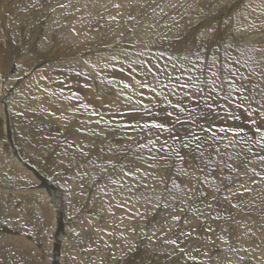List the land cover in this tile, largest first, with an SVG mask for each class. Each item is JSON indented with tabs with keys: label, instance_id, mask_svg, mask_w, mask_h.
<instances>
[{
	"label": "rangeland",
	"instance_id": "374dc122",
	"mask_svg": "<svg viewBox=\"0 0 264 264\" xmlns=\"http://www.w3.org/2000/svg\"><path fill=\"white\" fill-rule=\"evenodd\" d=\"M117 4L120 5L119 8L115 7ZM56 11L63 12L62 16H56ZM51 20L53 25H50ZM68 23L82 31L85 41L54 44L57 43L59 34H65ZM31 42L36 44L32 49L40 54V58L46 56V53H52L51 59L44 61L37 57L33 64L26 62L24 70L15 72L21 58L28 54L30 44H33ZM52 45L56 46L52 48ZM120 48L125 51H120ZM107 49L116 50L121 56L119 61L112 64L111 61L104 60L105 65L99 67L98 75L91 73L92 79L89 80L94 82V89H90L89 81L78 85L64 83L65 77L48 82L45 73L38 72L50 63L61 61L62 58H66L65 61L68 62L71 60L69 57L77 58L83 53H88V57L103 59ZM36 74H39L37 79ZM67 74L83 78L79 71ZM4 79L8 85L2 82ZM0 86L1 91L4 90L3 86H7L11 97L15 91H18L17 97H20V100L15 99L8 107L4 120L6 126H3L0 119V138L4 137L2 134L6 131L5 138L8 139L4 142V148H0V177L1 180L10 179L13 184V190L9 193L10 189L6 191L5 188H0V264H264V182L259 177L254 182L250 180L242 174L243 170L237 164L239 159L252 156L253 153L264 155V151L256 143L260 137L254 135L258 126L264 131V0H0ZM39 90L42 92L38 93ZM43 93L54 97L56 109L59 105L65 110L67 108L68 114L65 111L61 114L62 118L55 116V121H60L64 127L60 123L57 127L52 124V111H41L49 98H41ZM106 97L112 98V105L113 102L115 107L117 104V109L110 108L109 113L103 111L106 108ZM147 97L148 101L145 102ZM92 100L96 101L97 108L90 103ZM83 110L91 111L93 115L83 116L80 113ZM169 113L172 115L169 116ZM43 115L52 120L48 122ZM69 117L74 121L78 118L80 123L85 118L91 121L97 118L99 126L94 127L96 131L89 126L85 131L83 127L81 130L77 129L79 136L84 135L88 139L85 143L79 141L78 146L74 143L75 140L67 138V134L71 135L75 130V126L66 122ZM95 124L96 121L91 125ZM157 124L162 127H153ZM17 127L32 128L29 131L26 129L27 132L38 135L37 144L28 146L32 151L37 148L38 152L30 155L36 157L41 151L44 156H37L34 166L41 176L56 183L57 194L51 193L49 201L52 200L51 195L57 196L54 199L55 205L62 210V215L55 214L46 223L43 218L35 217L41 212L50 214L48 207L37 209L36 206L41 204L38 199L33 210H29V206L18 210L10 208L11 204H8L11 198L22 201V196L18 193L23 189L22 192H31L32 187L37 185L20 177L13 181L11 171L3 169L15 152L22 160L29 157L23 149L25 139ZM11 130L15 132L12 137L9 136ZM90 131H94V138L88 135ZM193 133L200 140L194 139ZM120 146L126 150L114 154V150ZM65 148L71 157L74 155V148L83 151L81 155H76L78 160H68L65 165L61 162V168L56 170L55 167H59L56 161L63 158ZM216 148L219 152H215ZM88 149L96 150L101 155ZM181 156H184L185 162L181 160ZM127 157L128 164L120 172L117 166L125 162ZM252 158L253 163L249 168L264 174V165L256 161L254 156ZM93 160L96 161V167L90 171L83 170L79 164H91ZM226 164H232L241 175L227 167L223 171L221 166ZM72 179L79 180V184ZM244 183L249 188L248 192H243L240 187ZM74 186L79 189L76 190ZM161 188L166 190V201L172 203L173 207L162 204L154 212L152 205L140 204L143 199L151 200ZM45 193L48 195V192ZM136 194L139 196V203L132 197ZM95 198L97 203H101L100 208L95 207ZM72 199L76 201L74 204ZM30 201L28 196L23 199L25 205ZM129 201L132 205L136 204L128 206ZM235 204L238 205L233 208ZM140 205L142 208L139 209ZM100 209L110 216V221L105 222L107 227H103L94 218ZM28 211L29 216L26 213ZM52 211L55 212L54 209ZM24 212L27 221L22 218ZM139 213L144 219L138 217ZM229 213H232L231 216ZM167 214H170L169 218ZM134 223L136 229H133ZM118 227H121L120 230ZM101 235L102 239L99 237ZM16 239L26 243L22 244V251H12ZM170 239L176 240V244L169 243ZM96 244L98 245L95 246ZM224 250L225 257L222 258ZM116 254L118 257H115Z\"/></svg>",
	"mask_w": 264,
	"mask_h": 264
},
{
	"label": "bare ground",
	"instance_id": "6f19581e",
	"mask_svg": "<svg viewBox=\"0 0 264 264\" xmlns=\"http://www.w3.org/2000/svg\"><path fill=\"white\" fill-rule=\"evenodd\" d=\"M5 7V6H4ZM247 10V9H246ZM62 13L63 12H57L56 11V16H58V15H60V16H62ZM3 16V15H2ZM37 18V17H36ZM74 19V18H73ZM20 21V20H19ZM51 23H50V25L52 24H54L53 23V20H51L50 21ZM5 23V22H4ZM8 23V22H7ZM72 23H73V21H72ZM72 23H68L67 24V27H66V29H65V34H59L60 36H59V39H58V41H57V43H54V44H59L60 42H75V43H81V42H83V40L85 39V37H84V35H83V33H82V31L81 30H77L78 28H76L75 27V25H72ZM74 23H76V21L74 22ZM23 25V24H22ZM50 25H49V23H48V29L51 31L52 29H50ZM78 25V24H77ZM79 26V25H78ZM53 28H54V26H53ZM70 28H71V30H70ZM75 30H77V31H75ZM220 30V29H219ZM207 31V30H206ZM53 32V31H52ZM87 33V32H86ZM38 36V35H37ZM53 37V36H52ZM212 37V36H211ZM56 38H58V37H56ZM35 38H33V40H34ZM50 39H51V37H50ZM55 39V38H54ZM129 40V39H128ZM85 41V40H84ZM203 41V40H202ZM52 42H53V40H52ZM51 42V43H52ZM252 42V41H251ZM31 43H33V42H31ZM43 44V43H42ZM31 45V48H29L28 50H29V52H27L26 54L27 55H25L23 58H21V62H19V64H17L16 65V67H15V72H21L22 70H24L26 67H25V63L27 62V64H29V63H32L33 64V62L34 61H36V58L37 57H39L40 58V54L37 52V51H35L34 49H32L33 48V46L34 45H36V44H30ZM30 45H29V47H30ZM42 46V45H41ZM53 47L52 48H54V46H56V45H52ZM256 45H253V47H255ZM39 47V46H38ZM58 47V46H57ZM83 47V46H82ZM140 47H141V45H140ZM258 47V46H257ZM42 48V47H41ZM256 48V47H255ZM60 49V48H59ZM85 49H86V47H85ZM121 49V48H120ZM39 50H40V47H39ZM119 50V49H118ZM117 50V51H118ZM254 50V49H253ZM83 51V50H82ZM120 51H125L124 49L122 50H120ZM244 51H245V49H244ZM249 51V50H248ZM41 52V51H40ZM101 52V51H100ZM42 53V52H41ZM72 53V52H71ZM76 53V52H75ZM79 53H80V51H79ZM124 53V52H123ZM143 53V52H142ZM249 53V52H248ZM62 54V53H61ZM73 54V53H72ZM127 54V53H126ZM39 55V56H38ZM42 55H43V53H42ZM52 55V53H46V56L44 55V56H42L40 59H43L44 61L45 60H48L49 58L51 59V56ZM71 55V54H70ZM104 57H103V59H101V58H95V57H88V53H83V54H81L79 57H77V58H75V57H73V58H71V57H69V59H71L70 61H65L66 60V58H62V59H60L61 61H58V62H53V63H50V64H48L47 66H44V67H42V70H40V71H38L39 72V74H42L41 73V71L43 72V74L45 73V76L47 77L46 79H47V81L48 82H50V81H55L56 79H59L60 77H65V80H64V83L65 82H67V83H71V84H73V85H78L80 82H86V81H89V83H90V89H94V85L92 84V83H94L92 80H89V79H92V77H91V73H93V74H96V75H98L97 74V72H99V67L100 66H102V67H104V60H106V61H111V64L112 63H114V62H116V61H119V59H120V56H121V53L119 52V54L116 52V50H112V49H110V50H108L107 49V51H104ZM226 55V54H225ZM66 56H69V54H66ZM129 56V55H128ZM248 56V55H247ZM123 59H125L124 57H123ZM127 59V58H126ZM232 59V58H231ZM39 60V59H38ZM122 61V60H121ZM124 61V60H123ZM218 61V60H217ZM50 62V61H49ZM42 63V62H41ZM107 63V62H106ZM34 66V65H33ZM40 66V65H39ZM228 66V65H227ZM11 67V66H10ZM105 67H107V66H105ZM221 67H222V65H221ZM229 67V66H228ZM37 68V67H36ZM35 69V68H34ZM101 69V68H100ZM98 70V71H97ZM104 70V69H103ZM58 71V72H57ZM81 72V75H82V77L83 78H77V77H74V76H72L71 74H67V73H75V72ZM101 72V71H100ZM39 74H36V76H35V79H37V77L39 78ZM101 74V73H100ZM10 75V74H9ZM101 76V75H100ZM108 77V76H107ZM41 79V78H40ZM60 80V79H59ZM103 79H101V81H102ZM40 81V80H39ZM99 81V80H98ZM107 81V80H106ZM131 81V80H130ZM4 84H6V85H8V83L6 82V79H4L3 81H2ZM114 82V81H113ZM39 83V82H38ZM43 83V82H42ZM115 83V82H114ZM44 84H47V83H45V81H44ZM87 84V83H86ZM103 84H104V82H103ZM111 84H112V82H111ZM99 85V84H98ZM110 85V84H109ZM13 86H14V84H13ZM107 86V85H106ZM227 85H225V87H226ZM230 86H231V84H230ZM1 87V86H0ZM7 86H3V88H4V90H2L1 91V88H0V119H2V124H3V126L5 125V123H4V120H5V117L7 116V110H8V107L10 106V103L11 102H13L15 99L17 100H20V97L18 96L17 97V95H18V91H15V92H12V94H14L13 95V97H11L10 96V94L7 92V91H9L8 90V88H6ZM105 87V86H104ZM115 87V86H114ZM2 88V89H3ZM99 88H100V86H99ZM261 88V87H260ZM14 90V89H13ZM125 90H127V89H125ZM263 91V90H262ZM40 92H42V91H38V93H40ZM101 92V91H100ZM242 92V91H241ZM37 93V92H36ZM93 93V92H92ZM130 93V92H129ZM42 94V93H41ZM44 95H43V97H41V98H43V99H47V97H49V95L47 94V93H43ZM135 94V93H134ZM46 95H48V96H46ZM124 95V94H123ZM220 95V94H219ZM133 96V95H132ZM216 96V95H215ZM128 97V96H127ZM126 97V98H127ZM221 97V96H220ZM264 97V96H263ZM22 98V97H21ZM49 98H51V99H49ZM48 98V100L46 101L47 103H45L44 105H43V107H42V109H41V111H44V112H50V111H52L53 113V115H54V119L52 120V119H50L51 117H49V116H46V115H43V117L48 121V122H50V120H52V124L54 125V124H56V127H57V124H59L60 123V121H55V118L56 117H58V116H61V118H62V116L63 115H61V114H63V113H65V111H66V113L65 114H68V111H67V108H66V110H65V108H63V107H61V105H59V107L56 109L55 108V104H53L54 102V97L52 96V97H49ZM91 98V97H90ZM121 98V97H120ZM144 98V97H143ZM219 98V97H218ZM223 97H221V99H222ZM227 98V97H226ZM225 98V99H226ZM59 99V98H58ZM112 99V98H111ZM110 98H108V97H106L105 98V100H104V103H105V105H106V108H104L103 109V111L106 113H109L110 111H108L110 108H116L117 109V104H116V107H115V105H114V102H113V105H112V100H111ZM260 100V99H259ZM22 101V103L24 102V99L23 100H21ZM21 101H17L18 103H21ZM145 102H147L148 101V97H147V100H144ZM96 101L95 100H92V101H90V103L92 104V105H94L93 107L94 108H97V106H96V103H95ZM128 102H129V100H128ZM57 103H58V101H57ZM141 103V102H140ZM220 103V102H219ZM126 104H130V103H126ZM227 104V103H226ZM112 105V106H111ZM255 105V104H254ZM178 106V105H177ZM247 106V105H246ZM245 106V107H246ZM69 107V106H68ZM85 107H88V105H85ZM256 108V107H255ZM260 108V107H259ZM259 108H257V109H259ZM11 109V108H10ZM181 109V108H180ZM249 109H250V107H249ZM176 110V109H175ZM111 111H112V109H111ZM236 111V110H235ZM241 111V110H240ZM264 111V110H263ZM156 112V111H155ZM214 112V111H213ZM250 112V111H249ZM254 112H256V111H254ZM261 112V111H260ZM80 113H82L83 114V116H90V115H93V113L91 112V111H87V110H83V111H80ZM159 113V112H158ZM256 113H258V112H256ZM154 114V113H153ZM217 114V113H216ZM239 114V113H238ZM264 114V113H263ZM121 115V114H120ZM119 115V116H120ZM232 115V114H231ZM252 115V114H251ZM56 116V117H55ZM217 116V115H216ZM229 116V115H228ZM244 116V115H243ZM257 116H258V114H257ZM121 118V117H120ZM155 118V117H154ZM245 118V117H244ZM68 119V121H66V122H69V124H72L73 126H75V130H73L72 131V133H71V135L69 134H67V138L68 139H71L72 141L73 140H75L74 141V143H77L78 144V142L80 141V142H82V143H85V141H88V139L84 136V135H78V133H77V129H80V128H82L84 131L86 130V128L89 126V127H91V130L93 129V130H95L94 129V127L95 126H99V121L97 120V118H94L93 120L94 121H91L90 119H88V118H85V120H83V121H81V123H80V121H77V120H79L78 118H75V121L71 118V117H69V118H67ZM119 119V118H118ZM251 119H252V117H251ZM11 120V119H10ZM238 120V119H237ZM96 121V124L94 125V126H92L91 124H93L94 122ZM254 121V120H253ZM13 122V121H12ZM262 122V121H261ZM124 123L126 124V121H124ZM147 123V122H146ZM161 123V122H160ZM258 123V122H257ZM256 123V124H257ZM14 124V123H13ZM18 123H16V125H17ZM61 124V123H60ZM155 124V123H154ZM214 124V123H213ZM239 124V123H238ZM237 124V125H238ZM242 124V123H241ZM255 124V123H254ZM7 125V124H6ZM5 125V126H6ZM259 125V124H258ZM60 126H65V125H63V124H61ZM72 126V127H73ZM239 127H240V124L238 125ZM245 126V125H244ZM70 127V126H69ZM248 127V126H247ZM21 128V127H20ZM18 128L17 127V129L21 132V134H23L22 136L24 137V139L26 140H24L23 142V144L25 145L24 147H23V149L24 150H26L27 151V155L26 156H29V157H25V158H23V160H22V158H20L18 155H16V152H15V154H14V157L13 158H11V160L9 159V162L8 163H6L5 165H4V167H3V169H5V170H7V171H11V176H13L14 177V179H13V181L14 180H18V178L20 177V178H23V179H27V180H29V181H32V182H34V183H36L37 185H35V186H33L32 187V191L31 192H22V191H20V193H18V195L19 196H22V201L18 198V199H13V198H11V200L9 201V203L8 204H11V206H10V208H15V209H18V210H23L26 206H29V210H33L34 209V204L36 203V200L38 199V202L39 203H41L39 206H36L37 207V209H42V208H44V207H48V211L50 212V214H44V213H38V215L36 216L35 215V217L37 218L38 216V218H43L44 219V221H45V223L46 222H49L51 219H52V216L54 217V215L55 214H59L60 216L62 215V210L61 209H58V207H56V205H55V202L56 201H54V199L57 197V196H55V195H51V199L52 200H50L49 201V197H50V194L51 193H55L56 192V194H57V189H56V187H55V185H56V183L55 184H53L52 182H50V180L49 179H47V178H45V177H43V176H41L39 173H38V169H37V167H35L34 165H36L35 163V159H36V157L38 156H44V152L42 153L41 151H39V153H37L36 155V157H34L33 155H30V154H33V153H36L35 151H37L38 152V149L36 148V150H34V151H32L31 150V148H29L28 146H29V144H33V145H35V144H37L36 142L38 141L37 139H38V135L37 134H34V133H29V132H27V130L29 131V130H31L30 128L29 129H27V128ZM55 128V127H54ZM253 129H254V127H252ZM263 128V127H262ZM27 129V130H26ZM250 129V128H249ZM4 130H5V128H4ZM49 130V129H48ZM61 130V129H60ZM81 130V129H80ZM241 130V129H240ZM263 130V129H262ZM62 131V130H61ZM75 131H76V133H75ZM96 131V130H95ZM117 131V130H116ZM128 131V130H127ZM66 132V129H64V133ZM126 132V131H125ZM129 132V131H128ZM169 132V131H168ZM12 133H14L15 134V132H13L12 130L11 131H9V136H11L12 137ZM82 133V132H81ZM152 133V132H151ZM220 134V133H219ZM4 137L3 138H0V148L2 149V148H4V142L6 143L7 141H8V139H6L5 137L7 136V133H6V131L2 134ZM74 135V136H73ZM88 135L89 136H95V134H94V131H90V133H88ZM156 135V134H155ZM180 135V134H179ZM255 135V134H254ZM254 135H253V137H254ZM159 136V135H158ZM175 136V135H174ZM11 137H10V139H11ZM255 137H256V135H255ZM254 137V138H255ZM258 137V136H257ZM94 138V137H93ZM152 138V137H151ZM150 138V139H151ZM252 138V137H251ZM251 138L249 139V141L251 140ZM5 139V140H4ZM59 139V138H58ZM240 139H242V138H240ZM239 139V140H240ZM7 140V141H6ZM105 140V139H104ZM231 140V139H230ZM90 141H91V139H90ZM97 141V140H96ZM257 141V140H256ZM42 142V141H41ZM44 142V141H43ZM68 142V141H67ZM117 142V141H116ZM11 143V142H10ZM46 143V142H45ZM44 143V144H45ZM91 143V142H90ZM121 143V142H120ZM127 143V142H126ZM125 143V144H126ZM214 143V142H213ZM218 143V142H217ZM20 144V143H19ZM64 144V143H63ZM67 144H69V143H67ZM71 144V143H70ZM96 144V143H95ZM117 144V143H116ZM115 144V145H116ZM12 145H14V144H12ZM43 145V144H42ZM73 145V144H72ZM85 145V144H84ZM22 146V145H21ZM49 146V145H48ZM51 146V145H50ZM49 146V147H50ZM78 146H80L79 144H78ZM82 146V145H81ZM221 146V145H220ZM20 147V146H19ZM72 147V146H71ZM85 147H87V146H85ZM90 147V146H89ZM124 147V146H123ZM136 147V146H135ZM14 148V147H13ZM21 148V147H20ZM45 148V147H44ZM98 148V147H97ZM96 148V149H97ZM125 148V147H124ZM124 148H122V146H120V147H117L115 150H114V154H118V153H122V151L124 152L125 150H126V148L124 149ZM170 148V147H169ZM0 149V150H1ZM40 149V148H39ZM67 148H65L64 149V151L62 152L63 153V158L60 160H57L56 162H57V164L59 165V167L57 168V166L55 167L56 168V170L57 169H59V168H61V162L62 163H64V165H65V162H67L68 160H78L76 157L78 156V154L79 155H81L82 154V151L83 150H81L80 148H74V150L72 151V154H74L72 157L70 156V154H68V150H66ZM92 149V148H91ZM106 149V148H105ZM207 149V148H206ZM205 149V150H206ZM47 150V149H46ZM76 150V151H75ZM87 150V149H86ZM89 150V149H88ZM224 150V149H223ZM90 151V150H89ZM208 151V150H207ZM210 151V150H209ZM221 151V150H220ZM227 151H228V149H227ZM41 152V153H40ZM49 152V151H48ZM90 152H94V153H96V154H99V155H101L100 154V152H98V151H90ZM131 152V151H130ZM216 152V151H215ZM226 152V151H225ZM92 153H90V154H92ZM126 153H127V151H126ZM204 153V152H203ZM214 153V152H213ZM221 153V152H220ZM233 153V152H232ZM205 154V153H204ZM216 154V153H215ZM62 155V154H61ZM77 155V156H76ZM120 155V154H119ZM124 155V154H123ZM130 155V154H129ZM133 155V154H132ZM239 155V154H238ZM83 156V155H82ZM133 156H135V155H133ZM159 156V155H158ZM176 156V155H175ZM101 157V156H100ZM121 157V156H120ZM130 157V156H129ZM132 157V156H131ZM137 157V156H136ZM167 157V156H166ZM173 157V156H172ZM184 157V156H183ZM218 157V156H217ZM239 157V156H238ZM139 158H140V156H139ZM138 158V159H139ZM177 158V157H176ZM48 159V158H47ZM98 159V158H97ZM128 157H127V159L125 160V162H121L120 164H118V166H117V168L119 169V171L120 172H122V170H124L125 168H126V166L125 165H127L128 163H126L127 161H128ZM175 159V158H174ZM26 160H27V163H26ZM84 160H85V158H84ZM83 160V161H84ZM89 160V159H88ZM96 160V159H95ZM95 160H93V162L91 163V164H84L82 161V163H79L80 165H81V167H82V169L83 170H87V171H90V170H92L94 167H96V161ZM133 160V159H132ZM131 160V161H132ZM136 160V159H135ZM100 161V160H99ZM173 161V160H172ZM184 161V160H183ZM183 161H182V163H183ZM257 161V160H256ZM3 162V161H2ZM73 162H75V161H73ZM73 162H71V163H73ZM119 162V161H118ZM144 162V161H143ZM179 162V161H178ZM185 162V161H184ZM209 162V161H208ZM71 163H69V164H71ZM132 163V162H131ZM173 163V162H172ZM175 163V162H174ZM173 163V164H174ZM180 163V162H179ZM220 163V162H219ZM1 164V163H0ZM4 164V163H3ZM83 164V165H82ZM137 164V163H136ZM147 164V163H146ZM158 164V163H157ZM170 164V163H169ZM181 164V163H180ZM184 164V163H183ZM221 164H222V162H221ZM238 164V163H237ZM135 165V164H134ZM72 166V165H71ZM141 166H144V165H141ZM157 166V165H156ZM161 166H163V164L162 165H160V167ZM171 166H172V164H171ZM174 166H176V165H174ZM181 166V165H180ZM198 166V165H197ZM215 166V165H214ZM73 168H78L77 166H72ZM101 167V166H100ZM159 167V166H158ZM130 168V167H129ZM132 168V167H131ZM182 168H184V167H182ZM204 168V167H203ZM0 169H1V167H0ZM146 169H148V168H146ZM164 169V168H163ZM174 169V168H173ZM186 169V168H185ZM199 169V168H198ZM215 169V168H214ZM221 169L223 170V171H225L226 170V167L225 166H221ZM115 170V169H114ZM130 170H132V169H130ZM134 170H135V168H134ZM151 170V169H150ZM167 170V169H166ZM175 170V169H174ZM177 170V169H176ZM184 170V169H183ZM210 170V169H209ZM126 171H127V169H126ZM133 171V170H132ZM163 171V170H162ZM162 171H161V173H162ZM172 171V170H171ZM180 171H181V169H180ZM200 171V170H199ZM201 171H202V169H201ZM200 171V172H201ZM125 172V171H124ZM140 172V171H139ZM144 172H145V170H144ZM174 172V171H173ZM182 172V171H181ZM5 173V172H4ZM115 173H117L116 171H115ZM138 173V172H137ZM137 173H135L136 175H137ZM160 173V172H159ZM164 173V172H163ZM180 173V172H179ZM217 173V172H216ZM123 174V173H122ZM125 174V173H124ZM133 174V173H132ZM154 174V173H153ZM176 174H177V172H176ZM194 174V173H193ZM219 174V173H218ZM225 174V173H224ZM129 175V174H128ZM157 175V174H156ZM186 175V174H185ZM125 176V175H124ZM145 176V175H144ZM191 176V175H190ZM194 176V175H193ZM202 176V175H201ZM126 177V176H125ZM124 177V178H125ZM134 177V176H133ZM132 177V178H133ZM162 177V176H161ZM172 177V176H171ZM177 177V176H176ZM175 177V178H176ZM223 177V176H222ZM4 178V177H3ZM10 178V177H9ZM34 178V179H33ZM167 178V177H166ZM169 178H170V176H169ZM168 178V179H169ZM179 178V177H178ZM181 178H183V177H181ZM185 178V177H184ZM2 179V177H0V188H5V190L7 191V189H10V191L8 190V193L9 192H11V190H13V188L11 189V187H12V183H11V181H10V179L9 180H1ZM5 179H6V177H5ZM126 179H127V177H126ZM136 179V178H135ZM185 179H187V178H185ZM185 179H184V182L185 183H187L186 181H185ZM137 180V179H136ZM136 180H134V181H136ZM150 180V179H149ZM169 180H171V179H169ZM72 181L73 182H75V183H78L79 184V180H76V179H72ZM128 181V180H127ZM138 181V180H137ZM136 181V182H137ZM187 181H188V179H187ZM191 181V180H190ZM205 181V180H204ZM213 181V180H212ZM255 181V180H254ZM131 182V181H130ZM154 182V181H153ZM193 182V181H192ZM219 182V181H218ZM260 182H262V181H260ZM264 182V181H263ZM14 183V182H13ZM42 183V184H41ZM70 183V182H69ZM88 183V182H87ZM90 183V182H89ZM151 183H152V181H151ZM151 183H150V185H151ZM172 183V182H171ZM181 183V182H180ZM217 183V182H216ZM15 184V183H14ZM124 184V183H123ZM143 184H145V183H143ZM142 184V185H143ZM158 184V183H157ZM162 184V183H161ZM167 184V183H166ZM176 184V183H175ZM177 184H179V183H177ZM176 184V185H177ZM193 184V183H192ZM196 184V183H195ZM202 184V183H201ZM245 184V183H244ZM70 185V184H69ZM73 185V184H72ZM75 185V184H74ZM81 185L82 184H80V186L79 187H81ZM90 185V184H89ZM132 185V184H131ZM130 185V186H131ZM137 185V184H136ZM153 185V184H152ZM159 185V184H158ZM182 185V184H181ZM180 185V186H181ZM188 185V184H187ZM249 185H251V184H249ZM144 186V185H143ZM179 186V185H178ZM193 186V185H192ZM195 186H197V185H195ZM201 186V185H200ZM218 186V185H217ZM260 186V185H259ZM74 187H76V190L77 189H79V188H77V186H74ZM74 187L72 188V189H74ZM118 187V186H117ZM121 187V186H120ZM148 187V186H147ZM151 187V186H150ZM156 187H158V186H156ZM161 187V186H160ZM186 187V186H185ZM202 187V186H201ZM234 187V186H233ZM250 187V186H249ZM69 188H70V186H69ZM116 188V187H115ZM130 188V187H129ZM144 188H145V186H144ZM163 188V187H162ZM159 189L157 192H155V194H154V196L151 198V200H145V199H143V201H141L142 203H140V204H145V205H152V210L154 211H156L158 208H159V206L160 205H169L170 207H173V204L172 203H168L167 201V198H165V189ZM206 188V187H205ZM214 188V187H213ZM264 188V187H263ZM71 189V190H72ZM172 189V188H171ZM178 189V188H177ZM201 189V188H200ZM251 189H253V187L251 188ZM114 190V189H113ZM203 190H204V187H203ZM206 190H207V188H206ZM254 190V189H253ZM174 191V190H173ZM208 191V190H207ZM225 191V190H224ZM236 191H237V188H236ZM14 192H16V191H14ZM45 192H48V195L45 193ZM59 192V191H58ZM124 192V191H123ZM168 192V191H167ZM183 192V191H182ZM210 192V191H209ZM251 192V191H250ZM255 192V191H254ZM150 193V192H149ZM169 193V192H168ZM171 193V192H170ZM193 193V192H192ZM230 193V192H229ZM15 193H12V195H14ZM75 194V193H74ZM89 194H91V193H89ZM134 194V193H133ZM180 194H181V192H180ZM179 194V195H180ZM194 194V193H193ZM203 194V193H202ZM211 194V193H210ZM223 194V193H222ZM231 194H233V193H231ZM88 195V194H87ZM118 195V194H117ZM152 195V194H151ZM156 195V196H155ZM190 195V194H189ZM192 195V194H191ZM209 195V194H208ZM235 195V194H234ZM249 195V194H248ZM252 195V194H251ZM26 196H28V199L30 198L31 199V201H33V202H28L26 205L24 204V202H23V199L24 198H26ZM54 196V197H53ZM94 196H96V195H94ZM93 196V197H94ZM116 196V195H115ZM119 196V195H118ZM172 196V195H171ZM212 196V195H211ZM247 196V195H246ZM12 197V196H11ZM84 197V196H83ZM130 197V196H129ZM132 197H134V198H136L135 200H137V202H138V197L139 196H137V194L134 196H132ZM199 197V196H198ZM213 197V196H212ZM212 197L210 198V199H212ZM225 197V196H224ZM237 197V196H236ZM236 197H234L235 199H236ZM249 197H250V195H249ZM260 197H261V194H260ZM17 198V197H16ZM61 198H62V196H61ZM97 198V197H96ZM94 199V204H95V207L97 206V208L99 207L100 208V206H99V204H101V203H97L96 202V200L97 199ZM134 198H132V200L134 199ZM165 198V199H164ZM169 199H170V197H168ZM58 199V198H57ZM87 199V198H86ZM103 199V198H102ZM124 199H126L125 197H124ZM131 199V198H130ZM140 199H142V198H140ZM209 199V198H208ZM220 199V198H219ZM248 199V198H247ZM85 200V199H84ZM88 200V199H87ZM121 200V199H120ZM167 200V201H166ZM171 200V199H170ZM180 199H178V201H179ZM227 200V199H226ZM233 200V199H232ZM51 201H52V203H51ZM72 201V203L74 204L76 201L74 200V199H72L71 200ZM98 201H99V199H98ZM103 201V200H102ZM186 201H187V199H186ZM230 201V200H229ZM246 201V200H245ZM91 203H92V201H90ZM128 202V201H127ZM130 202V201H129ZM132 202H134V201H132ZM136 202V201H135ZM172 202V201H171ZM177 202V201H176ZM179 202H181V201H179ZM190 202L191 201H189V204H190ZM198 202V201H197ZM26 203V202H25ZM131 203V202H130ZM130 203H127L128 204V206H131V207H133V205L134 204H136V203H134L133 205H132V203L130 204ZM139 203V202H138ZM194 203V202H193ZM199 203V202H198ZM197 203V204H198ZM218 203V202H217ZM85 204V203H84ZM172 204V205H171ZM183 204V203H182ZM192 204V203H191ZM190 204V205H191ZM200 204V203H199ZM211 204V203H210ZM230 204V203H229ZM88 205H89V201H88ZM87 205V207H89ZM193 205V204H192ZM202 205V204H201ZM235 205H238V204H235ZM241 205H243V204H241ZM71 206V205H70ZM105 206V205H104ZM107 206V205H106ZM141 207H139V209L140 208H142V205H140ZM203 206V205H202ZM213 206V205H212ZM215 206V205H214ZM216 206H218V204L216 205ZM247 206V205H246ZM62 207V206H61ZM64 208H65V205L63 206ZM72 207H74V206H72ZM92 207V206H91ZM130 207V208H131ZM137 207V206H136ZM151 207V206H150ZM168 207V206H167ZM180 207V206H179ZM196 207V206H195ZM210 207V206H209ZM221 207H223V206H221ZM220 207V208H221ZM240 207V206H239ZM242 207V206H241ZM145 208H147V207H145ZM175 209L177 208V207H174ZM206 208V207H205ZM215 208V207H214ZM213 208V209H214ZM233 208H235V207H233ZM55 210V212H53L52 210ZM144 209V208H143ZM227 209V208H226ZM239 209V208H238ZM243 209V208H242ZM248 209H250L249 207H248ZM11 210V209H10ZM72 210V209H71ZM131 210H133V209H131ZM138 210V209H137ZM147 210V209H146ZM150 210V209H149ZM152 210H151V212H152ZM179 210V209H178ZM222 210H223V208H222ZM221 210V211H222ZM236 210V209H235ZM65 211V210H64ZM129 211V210H128ZM138 211H140V210H138ZM138 211H137V213H138ZM154 211V212H155ZM177 211V210H176ZM215 211V210H214ZM234 211V210H233ZM236 211H238V210H236ZM13 212V211H12ZM30 211H28V212H26L27 213V216H29L28 215V213H29ZM109 212V211H108ZM133 212V211H132ZM141 212H142V209H141ZM162 212H164V211H162ZM161 212V213H162ZM207 212V211H206ZM212 212V211H211ZM25 213V212H24ZM26 213L22 216V218H23V220H26V218H27V216H26ZM122 213V212H121ZM127 213H129V212H127ZM134 213H136V212H134ZM169 213V212H168ZM171 213V215H172V212H170ZM219 213H221V212H219ZM223 213V212H222ZM233 213V212H232ZM231 213V214H232ZM235 213V212H234ZM254 213V212H253ZM263 213V212H262ZM96 215L94 216V218L95 219H97V220H99L100 221V223H101V225L103 226V227H107V223H105V222H107V220H109V218H110V216H108L107 214H106V212H104L103 211V209H100V211L99 212H96L95 213ZM117 214H119V212L117 213ZM149 214H151V213H149ZM174 214V213H173ZM175 214H176V212H175ZM213 214V213H212ZM231 214L229 213V215L231 216ZM236 214V213H235ZM238 214V213H237ZM58 215V216H59ZM120 215V214H119ZM128 215H130V214H128ZM131 215H133V213L131 214ZM137 215V214H136ZM139 215H140V213H139ZM165 215V214H164ZM163 215V216H164ZM168 215V214H167ZM170 215V214H169ZM169 215H168V218H169ZM197 215H200V214H197ZM214 215V214H213ZM264 215V214H263ZM126 216V215H125ZM135 216V215H134ZM133 216V217H134ZM147 216V215H146ZM151 216V215H150ZM157 216V215H156ZM190 216V215H189ZM192 216H194V215H192ZM201 216H203V215H201ZM252 216V215H251ZM113 217V216H112ZM127 217V216H126ZM128 217H131V216H128ZM139 218L141 217V215L140 216H138ZM165 218H166V215L164 216ZM163 217V218H164ZM172 217H173V215H172ZM175 217H177V216H175ZM220 217V216H219ZM223 217V216H222ZM227 217V216H226ZM234 217H236L235 215H234ZM243 217V216H242ZM260 217V216H259ZM60 218V217H59ZM135 218V217H134ZM143 217H141V219H142ZM147 218V217H146ZM197 218H198V216H197ZM197 218H196V221H197ZM206 218V217H205ZM209 218V217H208ZM211 218V217H210ZM215 218V217H214ZM224 218V217H223ZM116 219H117V217H116ZM125 219H127V218H125ZM132 219V218H131ZM138 219V218H137ZM140 219V220H141ZM144 219V218H143ZM167 219V218H166ZM166 219H165V221H166ZM211 219H213V218H211ZM241 219V218H240ZM259 219V218H258ZM261 219V218H260ZM128 220V219H127ZM161 220V219H160ZM171 220V219H170ZM225 220V219H224ZM230 220V219H229ZM233 220V219H232ZM235 220V219H234ZM242 220V219H241ZM243 220H245V219H243ZM253 220V219H252ZM27 221V220H26ZM56 221V220H55ZM91 221V220H90ZM110 221V220H109ZM114 221V220H113ZM147 221V220H146ZM164 221V220H163ZM164 221V222H165ZM204 221V220H203ZM206 221H207V219H206ZM218 221V220H217ZM220 221V220H219ZM222 221V220H221ZM240 221V220H239ZM239 221H238V223H239ZM251 220H249V222H250ZM21 222V221H20ZM23 222V221H22ZM131 222V221H130ZM133 222V221H132ZM141 222V221H140ZM144 222V221H143ZM143 222H142V224H143ZM162 222V221H161ZM168 222V221H167ZM183 222H185V221H182V223ZM208 222H211L210 220L208 221ZM224 222V221H223ZM236 222V221H235ZM91 223H92V221H91ZM111 223V222H110ZM117 223V222H116ZM126 223V222H125ZM137 223V222H136ZM136 223H134V224H132L133 225V229L135 228L136 229ZM147 223V222H146ZM163 223V222H162ZM170 223V222H169ZM186 223V222H185ZM195 223V222H194ZM19 224V223H18ZM55 224V223H54ZM57 224V223H56ZM94 224H95V222H94ZM118 224V223H117ZM120 224V223H119ZM122 224H124L123 222H122ZM129 224V223H128ZM145 224V223H144ZM164 224H167L166 222L164 223ZM196 224V223H195ZM199 224V223H198ZM208 224V223H207ZM216 224V223H215ZM214 223H213V225H215ZM223 224V223H222ZM232 224V223H231ZM249 224V223H248ZM256 224V223H255ZM264 224V223H263ZM12 225V224H11ZM19 225H21V223L19 224ZM131 225V224H130ZM250 225V224H249ZM260 225H262V224H260ZM16 226V225H15ZM61 226V225H60ZM94 226V225H93ZM101 226V227H102ZM122 226H124V225H122ZM121 226V227H122ZM139 226V225H138ZM145 226V225H144ZM143 226V227H144ZM188 226V225H187ZM192 226V225H191ZM194 227H195V225H193ZM202 226V225H201ZM232 226V225H231ZM235 226H236V224H235ZM78 227V226H77ZM76 227V228H77ZM108 227H110V226H108ZM120 227V228H121ZM160 227H161V225H160ZM163 227V226H162ZM161 227V228H162ZM169 227H171V226H168V228ZM189 227H190V225H189ZM197 227V226H196ZM245 227V226H244ZM111 229H112V227H110ZM119 228V227H118ZM120 228H119V230H120ZM126 228H129V226L127 227L126 226ZM131 228H132V226H131ZM131 228H130V230H131ZM164 228V227H163ZM186 228V227H185ZM200 228V227H199ZM220 228V227H219ZM218 228V229H219ZM225 228V227H224ZM248 228V227H247ZM16 229V228H15ZM78 229V228H77ZM95 229V228H94ZM101 229V228H100ZM99 229V230H100ZM110 229V230H111ZM138 229V228H137ZM148 229V228H147ZM173 229V228H172ZM181 229H182V227H181ZM190 229V228H189ZM235 229V228H234ZM257 229V228H256ZM81 230V229H80ZM104 230V229H103ZM108 230V229H107ZM109 230V231H110ZM145 230H146V228H145ZM149 230V229H148ZM163 230V229H162ZM185 230H188V229H185ZM239 230V229H238ZM242 230L244 231V229L242 228ZM252 230V229H251ZM56 231V230H55ZM116 231V230H115ZM128 231V230H127ZM167 231V230H166ZM182 231H184L183 229H182ZM196 231V230H195ZM222 231V230H221ZM50 232H51V230H50ZM91 232V231H90ZM99 232V231H98ZM106 232V231H105ZM119 232V231H118ZM126 232V231H125ZM129 232V231H128ZM132 232V231H131ZM136 232H137V230H136ZM138 232H139V229H138ZM235 232V231H234ZM234 232H232V233H234ZM253 232V231H252ZM261 232V231H260ZM133 233V232H132ZM135 233V232H134ZM239 233V232H238ZM242 233V232H241ZM257 233V232H256ZM54 234H56V233H54ZM96 234V233H95ZM103 234V233H102ZM107 234H108V232H107ZM110 234H112V232L110 233ZM114 234V233H113ZM142 234V233H141ZM166 234V233H165ZM164 234V235H165ZM192 234V233H191ZM227 234V233H226ZM237 234V233H236ZM106 235V233H104V236ZM109 235V234H108ZM117 235V234H116ZM135 235H136V233H135ZM148 235V234H147ZM149 235H150V233H149ZM163 235V236H164ZM241 235H243V234H241ZM240 235V236H241ZM246 235V234H245ZM252 235V234H251ZM258 235V234H257ZM107 236V235H106ZM123 236V235H122ZM176 236H178V235H176ZM255 236V235H254ZM62 237V236H61ZM83 237V236H82ZM87 237H88V235H87ZM99 237H101V239H102V235L101 236H99ZM118 237V236H117ZM116 237V238H117ZM128 237V236H127ZM166 237H167V235H166ZM192 238H193V236H191ZM234 237V236H233ZM233 237H232V239H233ZM238 237V236H237ZM236 237V238H237ZM249 237V236H248ZM20 238V237H19ZM95 238V237H94ZM146 238V237H145ZM5 239V238H4ZM60 239V238H59ZM83 239H85L84 237H83ZM112 239V238H111ZM122 239V238H121ZM191 239V238H190ZM246 239H248V238H246ZM93 240V239H92ZM146 240V239H145ZM177 240H179V239H177ZM235 240V239H234ZM237 240V239H236ZM15 241V243H13V246H12V251H15V250H21L22 251V244H26L25 242H22L21 240H18V239H16V240H14ZM63 241H64V239H63ZM87 241V240H86ZM109 241H110V239H109ZM121 241V240H120ZM125 241V240H124ZM127 241V240H126ZM134 241V240H133ZM133 241H131V242H133ZM64 242H66V241H64ZM90 242V241H89ZM107 242H108V240H107ZM130 242V243H131ZM237 242H239V241H237ZM69 243H70V241H69ZM96 243H99V242H96ZM104 243V242H103ZM106 243V242H105ZM236 243V242H235ZM240 243V242H239ZM262 243V242H261ZM53 244V243H52ZM85 244H86V242H85ZM99 244H101V243H99ZM186 244V243H185ZM36 245V244H35ZM64 245H66V244H64ZM87 245H89V243L87 244ZM98 244H96L95 246H97ZM106 245V244H105ZM108 245V244H107ZM187 245H189V244H187ZM194 245V244H193ZM242 245V244H241ZM34 246V245H33ZM46 246V245H45ZM89 246H91V244L89 245ZM114 245H112L111 247H113ZM122 246V245H121ZM128 246V245H127ZM230 246V245H229ZM249 246V245H248ZM55 247H56V245H55ZM86 247H88V246H86ZM102 247V246H101ZM133 247V246H132ZM184 247H186V246H184ZM25 249H29L28 247H24ZM34 248H35V246H34ZM49 248V247H48ZM114 248V247H113ZM112 248V249H113ZM118 248V247H117ZM256 248V247H255ZM32 249H33V247H32ZM50 249V248H49ZM96 249V248H95ZM99 249H100V246H99ZM108 249V248H107ZM188 249V248H187ZM229 249V248H228ZM232 249V248H231ZM31 250V249H30ZM56 250V249H55ZM105 250V249H104ZM109 250V249H108ZM107 250V251H108ZM198 250V249H197ZM230 250V249H229ZM240 250V249H239ZM252 250V249H251ZM72 251V250H71ZM91 251V250H90ZM102 251V250H101ZM162 251V250H161ZM193 251H195V250H193ZM222 251V250H221ZM241 251V250H240ZM254 251V250H253ZM263 251H264V249H263ZM262 251V252H263ZM61 252H62V250H61ZM61 252H59V253H61ZM76 252V251H75ZM114 252V251H113ZM230 252V251H229ZM258 252V251H257ZM32 253V252H31ZM102 253V252H101ZM109 253V252H108ZM115 253V252H114ZM261 253V252H260ZM74 254V253H73ZM103 254V253H102ZM224 254H225V250L223 251V253H222V258L223 257H225L224 256ZM26 255V254H25ZM48 255V254H47ZM51 255V254H50ZM49 255V256H50ZM53 255H54V253H53ZM60 255H62V253L60 254ZM77 255V254H76ZM86 255H88V254H86ZM99 255V254H98ZM97 255V256H98ZM110 255V254H109ZM117 255V254H116ZM128 255V254H127ZM189 255V254H188ZM22 256V255H21ZM57 256V255H56ZM89 256V255H88ZM91 256V255H90ZM111 256V255H110ZM221 256V255H220ZM251 256V255H250ZM261 256V255H260ZM47 257V256H46ZM62 257H63V255H62ZM115 257H118V255L117 256H115ZM114 257V258H115ZM189 257V256H188ZM256 257V256H255ZM22 258V257H21ZM64 258V257H63ZM73 258V257H72ZM71 258V259H72ZM214 258V257H213ZM48 259V258H47ZM57 259V258H56ZM60 259H61V257H60ZM59 259V260H60ZM87 259V258H86ZM94 259H96V258H94ZM251 259V258H250ZM29 260V259H28ZM49 260V259H48ZM112 260H113V258H112ZM211 260V259H210ZM216 260V259H215ZM224 260V259H223ZM253 260V259H252ZM32 261V260H31ZM64 261V260H63ZM85 261V260H84ZM90 261V260H89ZM92 261V260H91ZM116 261V260H115ZM240 261V260H239ZM33 262V261H32ZM216 262V261H215ZM227 262V261H226ZM59 263H60V261H59ZM67 263H69V262H67ZM37 264V263H36ZM89 264V263H88ZM113 264H114V262H113ZM187 264V263H186Z\"/></svg>",
	"mask_w": 264,
	"mask_h": 264
},
{
	"label": "snow or ice",
	"instance_id": "6c2138e0",
	"mask_svg": "<svg viewBox=\"0 0 264 264\" xmlns=\"http://www.w3.org/2000/svg\"><path fill=\"white\" fill-rule=\"evenodd\" d=\"M115 7L119 8L120 5L117 4L115 5ZM125 87H127V85H125ZM173 107H175V105H173ZM169 116H171L172 114L169 113ZM253 123H255V121H253ZM153 127L155 128H161L162 125L157 124V125H153ZM255 135H259L260 139L258 141H256V143L259 145L260 149L262 151H264V131L261 130V128L258 126L255 130ZM186 135H188V133H186ZM193 138L200 140V137L195 136V134L193 133ZM190 143V142H189ZM185 147H188V144H185ZM200 145H197V148H199ZM215 151L219 152V149L216 148ZM202 155V153H201ZM255 157L256 160L261 164L264 165V155H261L259 153H253L252 156H245L243 159H239V163H238V168L242 169L243 172L242 174L246 177H248L250 180H252L254 182L256 177H259L262 181H264V174H261L260 172H257L254 168H249V165L253 163V158ZM181 160L184 159L183 156L180 157ZM229 159H232V157H229ZM225 167H227L228 169H230L232 172H235L237 175H241V172L237 170L236 167H233L232 164H226ZM126 175L128 173H125ZM240 187L243 189V192H248L249 188L247 187L246 184H241ZM243 194V193H242ZM225 199H228V197H225ZM233 207H237V205H233ZM182 235H190V233H182ZM171 244H176V240L170 239L168 241Z\"/></svg>",
	"mask_w": 264,
	"mask_h": 264
}]
</instances>
